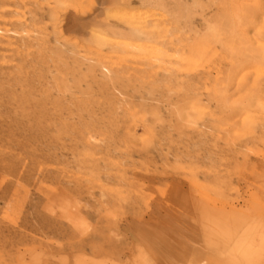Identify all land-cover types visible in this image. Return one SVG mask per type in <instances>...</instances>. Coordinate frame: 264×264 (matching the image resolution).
Listing matches in <instances>:
<instances>
[{
	"label": "rangeland",
	"instance_id": "obj_1",
	"mask_svg": "<svg viewBox=\"0 0 264 264\" xmlns=\"http://www.w3.org/2000/svg\"><path fill=\"white\" fill-rule=\"evenodd\" d=\"M138 1L28 0L21 32L0 0V264H233L217 219L264 203V0Z\"/></svg>",
	"mask_w": 264,
	"mask_h": 264
},
{
	"label": "bare ground",
	"instance_id": "obj_2",
	"mask_svg": "<svg viewBox=\"0 0 264 264\" xmlns=\"http://www.w3.org/2000/svg\"><path fill=\"white\" fill-rule=\"evenodd\" d=\"M138 2L144 7L162 8L160 0H139ZM27 5L28 0H13V26L21 32H25L28 28L34 27L36 23L34 20L27 24L24 22ZM91 7L92 6H89V8L83 9L80 7L74 8V11L83 15L89 12ZM127 27L128 28L124 30V28L120 29L117 25L106 24L104 26L105 30L113 36L124 35L128 38H138L140 35L145 34V32L140 31V29L131 28L130 25ZM16 33L12 32V34ZM99 73L105 80L111 76V72L105 67H101ZM250 105L251 103L249 101L240 104L241 107L235 114L233 112L234 110L230 111V116H228V119L225 120L224 123L226 124L229 120L240 115L243 117L242 122L251 124ZM257 202V204L248 207V212H240L234 217L224 216L228 220L227 223L221 219H217L215 223L218 228L213 235H215L214 237L217 241L227 245V255L232 259L233 264H264V203H262L263 201L261 200ZM230 222L231 225H228ZM225 226H230L231 229ZM81 260H83L85 264H92V262H88L83 258Z\"/></svg>",
	"mask_w": 264,
	"mask_h": 264
}]
</instances>
